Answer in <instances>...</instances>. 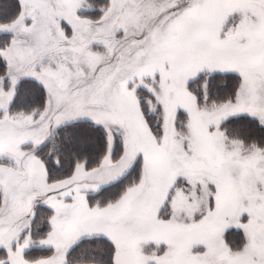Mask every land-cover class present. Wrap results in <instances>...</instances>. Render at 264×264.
Listing matches in <instances>:
<instances>
[{
    "label": "snow or ice",
    "instance_id": "6c2138e0",
    "mask_svg": "<svg viewBox=\"0 0 264 264\" xmlns=\"http://www.w3.org/2000/svg\"><path fill=\"white\" fill-rule=\"evenodd\" d=\"M0 264H264V0H0Z\"/></svg>",
    "mask_w": 264,
    "mask_h": 264
}]
</instances>
